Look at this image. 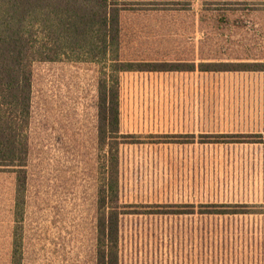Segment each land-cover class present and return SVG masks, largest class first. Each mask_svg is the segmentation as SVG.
Listing matches in <instances>:
<instances>
[{"label": "rangeland", "instance_id": "1", "mask_svg": "<svg viewBox=\"0 0 264 264\" xmlns=\"http://www.w3.org/2000/svg\"><path fill=\"white\" fill-rule=\"evenodd\" d=\"M120 1L122 61L264 63V0ZM101 67L32 66L22 264H96ZM119 89L134 137L119 148V264H264V72L125 73ZM15 183L0 170V264Z\"/></svg>", "mask_w": 264, "mask_h": 264}, {"label": "trees", "instance_id": "2", "mask_svg": "<svg viewBox=\"0 0 264 264\" xmlns=\"http://www.w3.org/2000/svg\"><path fill=\"white\" fill-rule=\"evenodd\" d=\"M125 11L120 0H0V170H11L16 180L11 264L23 263L21 224L27 187L34 63L69 61L102 66L96 103L97 141L102 152L96 264H119V148L127 136L134 138L119 132L120 76L195 70L264 72V63L195 66L122 61L121 17Z\"/></svg>", "mask_w": 264, "mask_h": 264}]
</instances>
